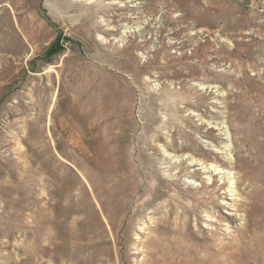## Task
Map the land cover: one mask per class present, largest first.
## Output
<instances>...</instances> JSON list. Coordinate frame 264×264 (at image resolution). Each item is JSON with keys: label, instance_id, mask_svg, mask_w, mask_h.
<instances>
[{"label": "rangeland", "instance_id": "obj_1", "mask_svg": "<svg viewBox=\"0 0 264 264\" xmlns=\"http://www.w3.org/2000/svg\"><path fill=\"white\" fill-rule=\"evenodd\" d=\"M0 264H264V0H0Z\"/></svg>", "mask_w": 264, "mask_h": 264}, {"label": "bare ground", "instance_id": "obj_2", "mask_svg": "<svg viewBox=\"0 0 264 264\" xmlns=\"http://www.w3.org/2000/svg\"><path fill=\"white\" fill-rule=\"evenodd\" d=\"M92 85V84H91ZM89 89V88H88ZM91 89V88H90Z\"/></svg>", "mask_w": 264, "mask_h": 264}]
</instances>
